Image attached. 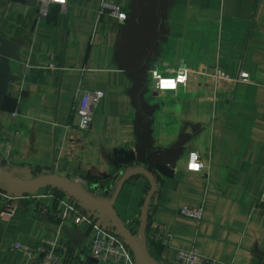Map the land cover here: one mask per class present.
I'll return each instance as SVG.
<instances>
[{
    "label": "crops",
    "instance_id": "0c3cea01",
    "mask_svg": "<svg viewBox=\"0 0 264 264\" xmlns=\"http://www.w3.org/2000/svg\"><path fill=\"white\" fill-rule=\"evenodd\" d=\"M139 1L66 0L51 3L39 18L34 7L17 11L11 0H0V36L27 44L16 49L19 61L2 59L19 80L7 88L16 111H0V166L20 178L51 169L83 178L89 192L108 196L124 168L115 164L117 151L144 143L167 148L183 134L172 174H157L146 229L149 260L179 264L177 249L196 246L214 264H264V206L258 202L264 186V0H167L165 16L149 21L155 33L139 28ZM103 2L126 20L100 12ZM21 66L28 70L24 95ZM153 66L162 72L186 67L188 78L161 93L149 73ZM94 90L103 96L89 128L80 130L81 96ZM191 152L199 153L201 171L186 169ZM147 189L146 179L132 177L115 199L117 214L132 229ZM182 205L201 206V219L180 215ZM76 216L82 217L77 223ZM152 223L170 233L168 245L150 235ZM96 227L110 230L56 189L7 206L0 192V264H32L12 243L33 246L53 237L65 245L64 264H124L89 257Z\"/></svg>",
    "mask_w": 264,
    "mask_h": 264
},
{
    "label": "water",
    "instance_id": "95a60500",
    "mask_svg": "<svg viewBox=\"0 0 264 264\" xmlns=\"http://www.w3.org/2000/svg\"><path fill=\"white\" fill-rule=\"evenodd\" d=\"M13 9L23 11L26 7H34L38 13L36 0H11ZM167 0H140L138 3V14L136 21L139 28L150 33L156 32V25H149L153 18L160 21L165 16ZM39 18H42L39 16ZM27 46L20 38L11 41L0 36V111L15 112L17 99L7 93L10 83L19 80V77L6 70L3 58L19 61L16 53L18 46ZM142 50L139 55H143ZM27 68L21 66L20 73L25 74L21 85V95H24L27 80ZM185 135H180L178 140L170 147L163 149H151L145 143L136 146L134 151H117L114 158L116 165H123L118 176L114 179V186L111 187L110 195H94L89 192L83 184L66 176L55 173L51 169H42L35 176L20 178L0 166V190L12 195L32 194L40 189H60L66 196L86 211L98 215L99 219L110 227L113 234L118 236L126 245L133 256L135 264H152L146 251L148 210L150 200L157 190L158 173L163 176L172 174L177 158L184 150ZM136 176H141L148 182V189L144 194L136 229L127 226L117 214L114 208L115 199L123 183ZM13 204V203H12Z\"/></svg>",
    "mask_w": 264,
    "mask_h": 264
},
{
    "label": "built area",
    "instance_id": "2783aa9c",
    "mask_svg": "<svg viewBox=\"0 0 264 264\" xmlns=\"http://www.w3.org/2000/svg\"><path fill=\"white\" fill-rule=\"evenodd\" d=\"M36 3L38 6L39 16L45 17L47 15L51 3L64 5L66 3V0H36ZM99 11H107L109 14L115 17L118 22H123L124 20H126V14L110 3L103 2L100 6ZM181 68L185 67H178L176 69L171 70L168 69L165 72L159 70V74L163 76H174L175 70H179ZM138 70L141 71V68H138ZM157 70L158 69L153 66L149 69V73L152 77L154 88L159 91L156 87L158 81L155 77L152 76V72ZM241 74V78H245L247 76ZM178 86L180 85L178 84L176 89L178 88ZM102 96L103 91L101 90L83 92L77 109V127L80 130H87L89 128L93 118L94 107L97 101ZM198 162L201 164V167L198 170H195L197 172L201 171L203 166L202 162L200 161L199 155ZM186 169L189 170L187 168V165ZM74 180L80 182L83 185L85 184V180L83 178H75ZM0 192L2 193L5 206H7L9 203L15 204V202H17L23 195H25H12L1 190ZM258 202L264 206V186L261 195L258 199ZM178 213L182 216L192 218L198 221L201 219L202 216V207L182 205L178 208ZM81 219L82 217L76 216L74 218V222L77 223ZM149 230L150 235L155 240L159 241L162 245H168L170 241V233L166 231L164 227L159 224L152 223L149 227ZM12 248L19 250L24 255H26L27 258L32 262V264H64L66 260L65 245L61 241L57 240L55 237L42 238L33 246L21 242H14L12 243ZM128 251H130L129 248L124 245L122 240L118 236L113 234L111 230H104L102 228L96 227L95 232L91 236L89 244L90 258L99 262L117 263L118 261H123L124 264H132L129 254L131 253V251ZM176 261L179 264H214V260L202 255L196 246H191L188 249H177ZM133 264H135L134 260Z\"/></svg>",
    "mask_w": 264,
    "mask_h": 264
},
{
    "label": "clouds",
    "instance_id": "9594fccd",
    "mask_svg": "<svg viewBox=\"0 0 264 264\" xmlns=\"http://www.w3.org/2000/svg\"><path fill=\"white\" fill-rule=\"evenodd\" d=\"M189 69L181 68L175 70L174 76H163L159 74V70L153 71L152 76L158 81L156 87L161 93H167L169 91H174L177 85H184L185 81L188 78ZM241 75L246 76V73ZM198 152H191L188 156L187 168L189 170H198L201 167V164L198 162Z\"/></svg>",
    "mask_w": 264,
    "mask_h": 264
},
{
    "label": "trees",
    "instance_id": "16d2710c",
    "mask_svg": "<svg viewBox=\"0 0 264 264\" xmlns=\"http://www.w3.org/2000/svg\"><path fill=\"white\" fill-rule=\"evenodd\" d=\"M45 189H54L55 190V188H50V187H48V188H45ZM111 189V188H110ZM56 190H58V191H60V192H62L60 189H56ZM63 193V192H62Z\"/></svg>",
    "mask_w": 264,
    "mask_h": 264
},
{
    "label": "rangeland",
    "instance_id": "374dc122",
    "mask_svg": "<svg viewBox=\"0 0 264 264\" xmlns=\"http://www.w3.org/2000/svg\"><path fill=\"white\" fill-rule=\"evenodd\" d=\"M32 177V176H31ZM26 195V194H25Z\"/></svg>",
    "mask_w": 264,
    "mask_h": 264
}]
</instances>
